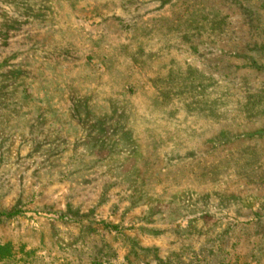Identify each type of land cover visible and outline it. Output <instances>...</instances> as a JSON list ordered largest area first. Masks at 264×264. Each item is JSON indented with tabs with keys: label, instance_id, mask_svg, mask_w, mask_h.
<instances>
[{
	"label": "rangeland",
	"instance_id": "374dc122",
	"mask_svg": "<svg viewBox=\"0 0 264 264\" xmlns=\"http://www.w3.org/2000/svg\"><path fill=\"white\" fill-rule=\"evenodd\" d=\"M0 264H264V0H0Z\"/></svg>",
	"mask_w": 264,
	"mask_h": 264
}]
</instances>
